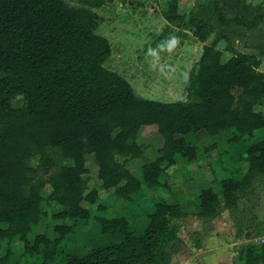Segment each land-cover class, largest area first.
Masks as SVG:
<instances>
[{"label": "trees", "instance_id": "16d2710c", "mask_svg": "<svg viewBox=\"0 0 264 264\" xmlns=\"http://www.w3.org/2000/svg\"><path fill=\"white\" fill-rule=\"evenodd\" d=\"M80 1L97 8L114 0ZM221 1L229 10L240 4ZM175 3L164 14L172 25L181 19ZM257 7L264 11V0ZM233 13L245 27L256 19L264 24L259 14L246 24ZM94 28L89 10L64 0H0V264L7 262L13 241L33 259L22 264H50L56 256L61 264H168L180 246L182 214L176 202L161 199L147 209V224L135 234L128 220L136 218L132 210L142 197L141 185L169 194L160 176L177 158L195 157L185 134L232 131L228 140L236 142L264 129V72L254 56L237 53L222 60L214 45L203 46L186 95L163 103L138 97L122 77L102 67L110 50ZM200 30L194 37L203 41ZM143 129L156 132L161 146L154 160L141 166L139 181L126 165L142 156L136 138ZM86 155L94 159L100 188L126 203L118 214L91 217L83 207L104 210L96 191L87 188ZM241 161L245 173L220 180L219 197L210 189L198 192L193 215L207 221L227 210L236 236L250 229L253 239L231 264H264V243H256L264 224L252 203L255 184L264 182V139L245 147ZM46 220L52 239L40 232ZM89 220L118 243L68 253L74 228Z\"/></svg>", "mask_w": 264, "mask_h": 264}, {"label": "rangeland", "instance_id": "374dc122", "mask_svg": "<svg viewBox=\"0 0 264 264\" xmlns=\"http://www.w3.org/2000/svg\"><path fill=\"white\" fill-rule=\"evenodd\" d=\"M64 1L70 7L85 8L93 14L94 34L103 37L110 50L102 67L122 77L134 94L143 99L171 103L184 97L188 76L196 65L203 46L214 45L221 51L222 60L237 53L252 55L260 61L259 70L264 71V24L256 19L251 28L245 27L237 23L233 13H240L246 24L253 22L254 14H259L264 19V11L257 7L261 0H239V10L226 9L221 0H114L97 8H88L80 0ZM174 1L175 14L180 15L181 19L172 25L166 22L164 14ZM227 1L232 6L236 2ZM197 29H201L203 41L194 37ZM173 38L175 43H172ZM150 50H154V54ZM231 133L232 131L222 135H207L198 131L182 136L189 145L195 147V160L188 162L179 157L160 176V181H166L169 194L160 190L151 191L141 185L142 197L132 210L136 218L128 220V227L135 234H140L146 225L147 209L161 199L176 202L180 211L192 212V209H198L197 195L200 190L210 189L219 197V181L229 177L233 167L241 162L245 147L264 139V129L254 131L251 136L240 137L236 142L228 140ZM136 143L142 149V156L128 162L126 167L141 181V166L154 160L156 151L161 146V139L156 132L148 134L143 129L136 138ZM31 164H35V159ZM84 165L88 172L86 181L91 186L88 190H97L94 185L97 180L96 164L92 155L85 156ZM243 166L245 169L244 163ZM255 187L253 211L263 219L264 182L255 184ZM48 192L49 189L45 187L44 194ZM109 192H100V200H103L100 203L104 204L105 200L110 202L108 215L112 216L118 214L126 203L114 200ZM114 202L123 204L122 209L120 204ZM51 207L47 212L53 208ZM83 207L89 208L91 217L102 216L90 209L92 205L83 204ZM178 224L180 226V222ZM41 231L48 239L53 238L49 220L45 221ZM73 233L66 251L79 255L91 247L116 244L119 241L118 237L101 235L92 220L74 228ZM32 235L33 231L27 236V240L30 241ZM178 235L181 237L178 250L194 243L195 236L191 233ZM188 235L189 243L184 245ZM241 241L233 254L241 250L243 242H249L245 238ZM256 243H264V231ZM18 244L21 245L18 241H13L8 246L10 255L5 264L32 263V258L16 251ZM50 264H61L60 258L54 257Z\"/></svg>", "mask_w": 264, "mask_h": 264}, {"label": "crops", "instance_id": "0c3cea01", "mask_svg": "<svg viewBox=\"0 0 264 264\" xmlns=\"http://www.w3.org/2000/svg\"><path fill=\"white\" fill-rule=\"evenodd\" d=\"M195 157H196V150H195ZM195 157L191 161L195 160ZM118 161H121V159H118ZM243 163L244 162L241 161L238 164H236V166L233 167L232 172L243 175L246 171V164L244 163L245 164V169H244ZM86 176L88 175L86 174L85 177ZM97 182L98 181L96 180V183L94 184L97 190L95 189L93 190L96 191L98 196V202L100 203L103 201L100 200V192H105V191L100 188V184ZM90 187L87 184V188L89 189ZM109 193L111 194V191ZM109 203L106 202V200L104 204L100 203L101 205L104 206V210L102 211L96 210L95 205H93L90 209L95 210L97 214L101 213L100 215L102 216L100 217L103 216L110 217L111 215H108L109 212L108 210L111 208V205ZM114 203H118V205L120 204L122 209L123 204H121L120 202H114ZM197 211L198 209H192V212L180 211L182 214V218L178 221L180 222L178 234H182L185 232L191 233L192 236H195V238L193 237V239L195 240L194 243H192L190 246L187 247L184 246L181 250H178L176 253H174L168 264H231V259L236 254V253L233 254V250L236 249L235 247L238 244L242 243L241 240L245 238L246 240L249 241V242H243V247L253 242L250 229H244L240 236H236V231L232 219L230 218L227 210L222 209L215 218L207 221L196 218L193 214L197 213ZM254 215L256 216L258 221L263 222L264 224V218L262 219L260 215L257 214L255 211H254ZM189 236L190 235L186 237L187 239L184 242V245L186 243H189ZM178 238H181L180 235H178ZM15 245L17 244L15 243ZM16 247H17L16 248L17 252L19 253L23 252L22 245L18 244V246ZM68 253H76V252L68 251Z\"/></svg>", "mask_w": 264, "mask_h": 264}, {"label": "clouds", "instance_id": "9594fccd", "mask_svg": "<svg viewBox=\"0 0 264 264\" xmlns=\"http://www.w3.org/2000/svg\"><path fill=\"white\" fill-rule=\"evenodd\" d=\"M175 42H176V41H175V38H173L172 43H175ZM150 51H152L153 54H154V50H150Z\"/></svg>", "mask_w": 264, "mask_h": 264}]
</instances>
